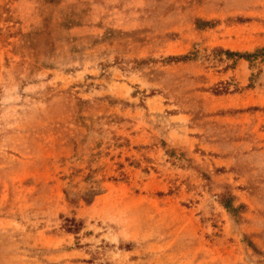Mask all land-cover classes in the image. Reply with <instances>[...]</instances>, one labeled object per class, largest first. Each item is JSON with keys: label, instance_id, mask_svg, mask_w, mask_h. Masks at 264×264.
I'll use <instances>...</instances> for the list:
<instances>
[{"label": "rangeland", "instance_id": "1", "mask_svg": "<svg viewBox=\"0 0 264 264\" xmlns=\"http://www.w3.org/2000/svg\"><path fill=\"white\" fill-rule=\"evenodd\" d=\"M0 264H264V0H0Z\"/></svg>", "mask_w": 264, "mask_h": 264}, {"label": "trees", "instance_id": "2", "mask_svg": "<svg viewBox=\"0 0 264 264\" xmlns=\"http://www.w3.org/2000/svg\"><path fill=\"white\" fill-rule=\"evenodd\" d=\"M230 54H232V53H230ZM237 53H235V55H236ZM237 56H240V57H252L253 56V54H245V55H237ZM225 208H227V210L229 209V210H231V207L229 206V205H227V204H225Z\"/></svg>", "mask_w": 264, "mask_h": 264}]
</instances>
